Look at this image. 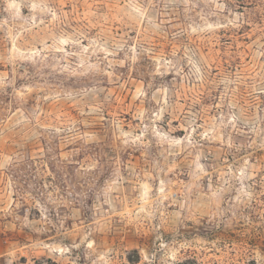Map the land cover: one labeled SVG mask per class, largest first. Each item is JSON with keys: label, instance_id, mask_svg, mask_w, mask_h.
Segmentation results:
<instances>
[{"label": "rangeland", "instance_id": "1", "mask_svg": "<svg viewBox=\"0 0 264 264\" xmlns=\"http://www.w3.org/2000/svg\"><path fill=\"white\" fill-rule=\"evenodd\" d=\"M0 264H264V0H0Z\"/></svg>", "mask_w": 264, "mask_h": 264}, {"label": "trees", "instance_id": "2", "mask_svg": "<svg viewBox=\"0 0 264 264\" xmlns=\"http://www.w3.org/2000/svg\"><path fill=\"white\" fill-rule=\"evenodd\" d=\"M50 156L47 155V160L49 159ZM48 167V170H53L55 168L49 167L48 163L45 160H32L30 158L17 162L13 164L9 170V175L11 178H13V181H17V183L20 184V180L23 182H30L33 180L35 188L33 189V192H30L36 197H39V199H44V194L40 193L39 190H36L38 188H41L43 185V180L44 176L42 175L43 172L46 170ZM66 169L63 166V170ZM52 172V171H51ZM54 173V172H53ZM57 182H59V172L57 174ZM26 187L21 188L22 192H19L21 197H23V192L25 191ZM20 202L23 203V198L19 199Z\"/></svg>", "mask_w": 264, "mask_h": 264}]
</instances>
